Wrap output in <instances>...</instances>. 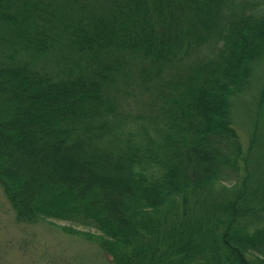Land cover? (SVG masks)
<instances>
[{"label":"trees","instance_id":"16d2710c","mask_svg":"<svg viewBox=\"0 0 264 264\" xmlns=\"http://www.w3.org/2000/svg\"><path fill=\"white\" fill-rule=\"evenodd\" d=\"M68 1L64 20L61 0H0L19 219L95 228L114 264H264L257 136L246 150L232 115L264 60V0Z\"/></svg>","mask_w":264,"mask_h":264},{"label":"rangeland","instance_id":"374dc122","mask_svg":"<svg viewBox=\"0 0 264 264\" xmlns=\"http://www.w3.org/2000/svg\"><path fill=\"white\" fill-rule=\"evenodd\" d=\"M63 4V19L77 14L80 7ZM94 10L108 9L115 0H78ZM66 12V15H65ZM7 27H0V32ZM234 124L246 150L257 141L250 154L254 183H264V60L255 65L250 84L232 99ZM234 182V181H233ZM227 181V185H231ZM263 221V220H262ZM72 228L77 232L69 230ZM99 235L95 228L60 219L24 221L0 184V264H114L112 257L87 234Z\"/></svg>","mask_w":264,"mask_h":264}]
</instances>
